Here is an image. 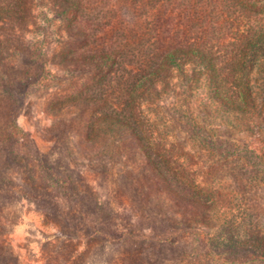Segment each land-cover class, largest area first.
I'll return each mask as SVG.
<instances>
[{
    "label": "rangeland",
    "instance_id": "rangeland-1",
    "mask_svg": "<svg viewBox=\"0 0 264 264\" xmlns=\"http://www.w3.org/2000/svg\"><path fill=\"white\" fill-rule=\"evenodd\" d=\"M0 264H264V0H0Z\"/></svg>",
    "mask_w": 264,
    "mask_h": 264
},
{
    "label": "trees",
    "instance_id": "trees-1",
    "mask_svg": "<svg viewBox=\"0 0 264 264\" xmlns=\"http://www.w3.org/2000/svg\"><path fill=\"white\" fill-rule=\"evenodd\" d=\"M114 54L113 53H107V54H101L99 58H101L105 63L113 60Z\"/></svg>",
    "mask_w": 264,
    "mask_h": 264
}]
</instances>
